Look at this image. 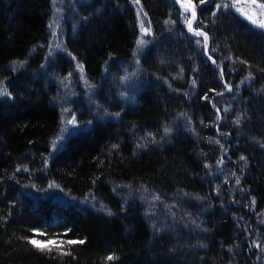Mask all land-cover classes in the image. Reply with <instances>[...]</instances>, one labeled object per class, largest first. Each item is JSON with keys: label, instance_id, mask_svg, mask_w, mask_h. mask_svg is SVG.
Segmentation results:
<instances>
[{"label": "trees", "instance_id": "trees-1", "mask_svg": "<svg viewBox=\"0 0 264 264\" xmlns=\"http://www.w3.org/2000/svg\"><path fill=\"white\" fill-rule=\"evenodd\" d=\"M192 2L207 50L178 0H0V264H264V28Z\"/></svg>", "mask_w": 264, "mask_h": 264}, {"label": "snow or ice", "instance_id": "snow-or-ice-1", "mask_svg": "<svg viewBox=\"0 0 264 264\" xmlns=\"http://www.w3.org/2000/svg\"><path fill=\"white\" fill-rule=\"evenodd\" d=\"M56 0H53V3L55 4ZM178 2L181 3L182 7L184 8V11L187 13V12H191V16L190 18H187L185 20V23L187 25V28H188V31L189 32H193V34L196 36V37H202L203 38V41H201L200 39H197L195 41L196 44H201L203 43V46L204 48L207 50L208 48V45H209V41H210V37L208 35L207 32L203 31L202 28H197V29H194L193 28V23L196 21L197 17H196V5L192 2V0H178ZM206 2V0H200V3L201 4H204ZM135 3L139 4V0H135ZM244 4V5H249V6H255L256 9L259 10L260 12V15L261 16H264V3H260L258 2V0H228L227 3H225L223 5L224 8H234L237 12H239L242 16L246 17V19H248L249 21H251L253 24H258L259 27L261 28H264V19H261V20H257L255 18V11H253V14H249L248 11L245 10V7H241L240 5L241 4ZM221 7V5H216V8L217 10H219ZM57 11H59V9H57ZM144 22L143 20H141V30H142V37L141 39L137 42V47H140L142 46L144 43H146V41H144L143 39V34H148L150 29L149 28H144ZM49 27L51 28L52 25L50 24ZM209 59H211V56H209ZM212 63H216L215 60H212ZM77 67L80 69L81 73H83V66L82 65H77ZM71 75V73H69V76ZM221 75H223V71L221 70ZM251 74H249L250 76ZM125 79H127V77H125ZM193 84H195V81H193ZM227 90L228 91H231V86L229 85L227 87ZM3 95H9V93H7L6 90L4 89H0V96H3ZM205 99H207V97H204ZM213 107H215V105H213ZM65 111H67V109H65ZM217 113L220 112V109H216ZM225 111H227V109H225ZM222 117L221 116H217V119H221ZM237 123H239V120L236 121ZM68 124H72L73 126H76L77 124V120L75 118V116L73 115L72 118L70 120L67 121ZM66 127L65 128H62L61 131H66ZM165 131H167V129H165ZM218 143V141H217ZM54 145H55V142H54ZM241 160H245L246 161V157L244 156H241L240 157ZM223 157H221V159L218 161L219 164H223ZM239 179L236 180V183L239 184ZM155 199H159V197H154ZM253 203H255V200L253 199ZM34 232H36V230H33ZM70 231V230H69ZM41 235H44V233H40V232H36V236H41ZM29 243L31 245H33L34 247H36L37 249L41 250V251H44V250H48V251H51V246H57L59 247V244L56 240L54 239H49L47 241H42L38 238H31L29 239ZM61 244L63 242H60ZM68 244H76V243H84V241H76V240H68L67 241ZM256 247H260L259 244L256 245ZM109 260L113 259L112 256H109L108 257Z\"/></svg>", "mask_w": 264, "mask_h": 264}, {"label": "rangeland", "instance_id": "rangeland-1", "mask_svg": "<svg viewBox=\"0 0 264 264\" xmlns=\"http://www.w3.org/2000/svg\"><path fill=\"white\" fill-rule=\"evenodd\" d=\"M240 6H241V7H245V10L248 9V8H252V11H251V12L255 11V13H260L259 10L256 9L255 6L244 5L243 3H242ZM261 19H264V16L261 17L260 20H261ZM78 75L82 77V73H81V71L78 72ZM84 84H85V83L83 82V85H84ZM67 103H69V102H67ZM73 115H74V114H73L72 112L69 111V108H68V105H67V112H66L65 122H66V125L68 126V127H67L68 129L75 127V126H73L72 124H68V123H67V121L70 120V119L72 118ZM74 116H75V115H74ZM75 118H76V116H75ZM76 120H77V119H76ZM77 124H78V121H77ZM77 124H76V125H77ZM68 129H67V130H68Z\"/></svg>", "mask_w": 264, "mask_h": 264}]
</instances>
